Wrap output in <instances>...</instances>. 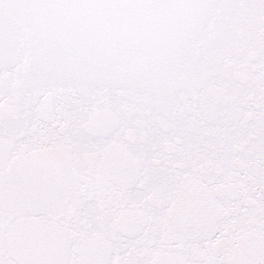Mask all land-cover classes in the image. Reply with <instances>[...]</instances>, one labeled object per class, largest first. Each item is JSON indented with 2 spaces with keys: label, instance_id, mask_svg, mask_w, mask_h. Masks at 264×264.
Masks as SVG:
<instances>
[{
  "label": "snow or ice",
  "instance_id": "obj_1",
  "mask_svg": "<svg viewBox=\"0 0 264 264\" xmlns=\"http://www.w3.org/2000/svg\"><path fill=\"white\" fill-rule=\"evenodd\" d=\"M0 264H264V0H0Z\"/></svg>",
  "mask_w": 264,
  "mask_h": 264
}]
</instances>
